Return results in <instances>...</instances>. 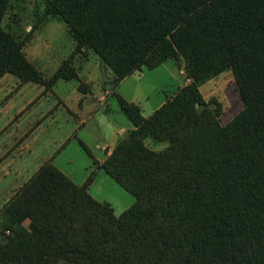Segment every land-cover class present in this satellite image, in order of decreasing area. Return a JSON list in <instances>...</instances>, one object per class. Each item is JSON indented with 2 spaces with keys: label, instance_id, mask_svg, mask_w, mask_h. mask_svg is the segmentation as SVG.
Returning a JSON list of instances; mask_svg holds the SVG:
<instances>
[{
  "label": "trees",
  "instance_id": "obj_1",
  "mask_svg": "<svg viewBox=\"0 0 264 264\" xmlns=\"http://www.w3.org/2000/svg\"><path fill=\"white\" fill-rule=\"evenodd\" d=\"M42 4L35 22L61 20L72 52L44 79L0 0V75L48 87L75 76L71 55L87 47L117 81L179 54L189 81L146 116L114 92L131 128L81 184L41 162L0 206V264H264V0ZM224 68L242 107L221 124L199 85ZM97 168L134 197L117 215L87 191Z\"/></svg>",
  "mask_w": 264,
  "mask_h": 264
},
{
  "label": "rangeland",
  "instance_id": "obj_2",
  "mask_svg": "<svg viewBox=\"0 0 264 264\" xmlns=\"http://www.w3.org/2000/svg\"><path fill=\"white\" fill-rule=\"evenodd\" d=\"M42 6V0H10L2 26L16 40L24 41L21 49L24 56L47 79L72 52L74 42L61 20L44 16L41 21L35 22ZM70 65L75 76L57 78L48 87L44 83L24 81L31 84L26 85L22 98L16 99L20 101L31 97L32 103L22 111H25L24 115L15 126L12 121L2 129L1 123L5 118L0 120V166L11 157L13 159L8 162L10 164L7 163L10 173L0 170V206L33 172L34 168L31 170V167L43 155L50 157L51 164L72 182L81 184L90 169L102 160L107 148L111 149L131 128L119 109L114 92L137 104L140 113L146 116L164 96H169L189 81L184 68L185 60L180 54L166 58L153 68L141 66L120 83L121 79L115 80L110 69L90 48L83 47L72 53ZM7 77L11 76L8 74ZM11 86L13 83L7 89H11ZM199 91L205 100H211V108H219L217 117L221 124L242 107L228 68L203 81ZM5 96L0 93V100ZM4 107L7 115H12L16 106L4 104ZM79 139L88 147L93 159L79 145ZM24 141L31 150L21 156L18 151L26 149ZM145 141L153 149H160L164 145L150 137ZM13 175L17 179L11 183ZM87 191L93 198L107 201L115 215L134 200L128 191L100 168L95 170Z\"/></svg>",
  "mask_w": 264,
  "mask_h": 264
},
{
  "label": "crops",
  "instance_id": "obj_3",
  "mask_svg": "<svg viewBox=\"0 0 264 264\" xmlns=\"http://www.w3.org/2000/svg\"><path fill=\"white\" fill-rule=\"evenodd\" d=\"M166 60V59H165ZM165 60H163V61H165ZM162 61V62H163ZM8 74H9V76H11V77H7L8 76ZM127 77V76H126ZM6 78H7V80H6ZM125 79V77L124 78H122L120 81H119V83L121 82V81H123ZM13 81V82H12ZM3 82L5 83V84H3ZM13 83V86H11V89H7L8 88V86L10 85V84H12ZM118 83V84H119ZM27 84H31L30 82H21V81H19V79L17 78V77H15L14 75H10V73H7V72H5V73H3V74H1L0 75V93H2V95L3 96H5V98L3 99V100H0V120H1V118H5V120H3L2 121V123H1V121H0V123L2 124L1 125V127H2V129H3V127L5 126V124L6 123H8V122H12V121H14L13 122V124H14V126L16 125V123L18 122V119L19 118H21L23 115H24V112H22L23 110H25L26 108H27V106H28V104H30V103H32V98L30 97H28V98H26V99H22V100H17L16 98H22V92L24 91V89L26 88V85ZM117 84V85H118ZM27 86H29V85H27ZM8 91H10V92H8ZM8 92V93H7ZM166 96H164V98H165ZM164 100V99H163ZM163 100H161L158 104H157V106L163 101ZM20 103V104H19ZM4 104H6V106L7 105H10V106H16L13 110H12V113L14 114H12V115H7V111H6V107H4ZM19 104V106H17ZM156 106V107H157ZM155 107V108H156ZM40 111V116H42V112H41V109L39 110ZM21 113H23L22 115H21ZM38 113V112H37ZM8 118H10V119H8ZM41 118V117H40ZM0 127V128H1ZM17 128V127H16ZM31 132V131H30ZM29 137H30V134H29ZM25 142V144H26V142L27 141H24ZM24 146H26V149H27V151H26V149L25 148H23V151H18L19 152V154H21V156H22V154H24L25 152H27V153H30V150L31 149H29V148H31L30 146L28 147V144H26V145H24ZM109 150H110V148L108 147L107 148V151H105V153H107V152H109ZM11 157V156H10ZM9 157V158H10ZM46 159H50V157L49 158H47V156L46 155H43V156H41L38 160H36V162L33 164V167H31V170L34 168V170H35V168L41 163V162H43L44 160H46ZM10 160H13L12 159V157L7 161V162H5L4 163V165H1L0 166V170H5L4 172H6L7 171V173H10V169H9V167H8V165H7V163L10 161ZM101 160V159H100ZM20 163H22V162H20ZM8 164H10V163H8ZM23 168V167H22ZM22 170V169H21ZM20 169H19V171H21ZM31 170H29V171H31ZM33 170V171H34ZM15 171H17V168L15 169ZM15 179H17V178H15V175H13L11 178H10V180H11V183L12 182H14L15 181ZM21 183V182H20ZM20 183H18L17 185H19ZM16 185V186H17ZM13 187H14V185H12Z\"/></svg>",
  "mask_w": 264,
  "mask_h": 264
}]
</instances>
